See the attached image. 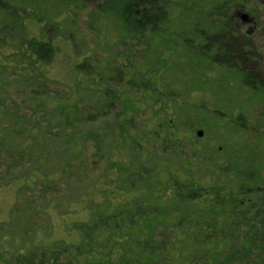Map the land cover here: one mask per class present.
<instances>
[{
	"label": "rangeland",
	"instance_id": "1",
	"mask_svg": "<svg viewBox=\"0 0 264 264\" xmlns=\"http://www.w3.org/2000/svg\"><path fill=\"white\" fill-rule=\"evenodd\" d=\"M7 1L15 10H0V264L143 263L157 211L206 205L169 200L174 183L209 190L227 159L249 149L264 174V99L205 50L219 30L214 13L231 6L232 36L250 43L264 76V0L175 1L161 34L97 13L106 0ZM29 40L50 42L48 63L29 53ZM74 103L65 121L59 109ZM65 148L78 152L71 168ZM187 214H159L152 230L173 264L196 262L178 228ZM84 226L92 238L104 231L89 247Z\"/></svg>",
	"mask_w": 264,
	"mask_h": 264
},
{
	"label": "trees",
	"instance_id": "2",
	"mask_svg": "<svg viewBox=\"0 0 264 264\" xmlns=\"http://www.w3.org/2000/svg\"><path fill=\"white\" fill-rule=\"evenodd\" d=\"M66 1L70 3L75 0ZM175 1L191 0H106L97 6V13L113 14L126 28L137 31L147 29L151 33L161 34L169 23V6ZM10 9L15 10L7 0H0L2 12L7 13ZM219 9L221 12L214 13L218 20L213 22L214 27H218L219 30L206 40L208 41L206 53L212 55V61L218 64L219 69L234 72L239 77L241 86L264 99V76L251 60L252 57H256L250 51L252 46L249 42L240 44L232 36L239 29V24L232 15L231 6L219 7ZM26 46L31 55L44 63H48L54 53L50 42L29 40ZM78 68L80 69L81 66ZM76 106L77 103H74L70 106L63 105L62 110L58 108L65 121H69L70 114L75 112ZM239 121L240 119L237 120ZM238 124L242 127L245 125L244 122ZM68 129L71 130L69 127ZM1 146L3 145L0 136V148ZM9 147L6 150L7 155L14 150L11 145ZM62 154L66 157L67 168H71L70 160L77 157L78 152H71L65 148ZM256 156L254 149H249L242 151L240 157H229L226 166L219 168L223 180H217L218 182L214 180V186L209 190L190 182L174 183L175 185L171 186L172 193L169 194V200L179 204L201 202L206 205L205 207L179 206L157 211L158 213L152 216L147 225L150 231L145 235V244L141 249L143 252L146 251L147 255L140 257L144 261L140 264H149L154 258H170L169 252L163 251L164 242L161 241L163 243L157 245L153 241L152 230L158 224L155 222L159 214L164 217L171 212H188L187 215L181 216L178 228L182 231V235L190 237L192 244H195L191 254L192 260H196L195 264H264V174L260 169L261 159ZM62 171L64 172L65 169ZM115 218H118L115 224L116 232H121L123 213L119 212ZM133 226L131 224V227ZM95 229L99 233L92 238L89 235L91 229L86 226L81 228L82 246L89 247L93 239L97 240L104 234L100 227ZM148 244H150L149 251L146 248ZM153 246L162 249L161 252L157 253ZM79 248L76 249L77 253L80 252ZM198 253H202V257L199 258ZM124 258L125 256L120 257L118 264L127 263ZM133 258L134 256L131 255L128 260ZM169 261L173 262L172 259Z\"/></svg>",
	"mask_w": 264,
	"mask_h": 264
},
{
	"label": "water",
	"instance_id": "3",
	"mask_svg": "<svg viewBox=\"0 0 264 264\" xmlns=\"http://www.w3.org/2000/svg\"><path fill=\"white\" fill-rule=\"evenodd\" d=\"M239 16H240V19H241V23L242 24H247V23L250 22V19H249V16L248 15H246V14H240ZM196 135L198 137H201L202 133L199 131V132H197Z\"/></svg>",
	"mask_w": 264,
	"mask_h": 264
}]
</instances>
